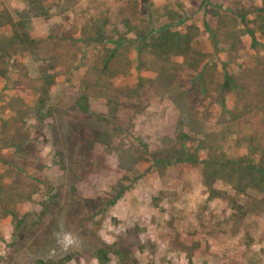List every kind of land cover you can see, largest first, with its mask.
Returning a JSON list of instances; mask_svg holds the SVG:
<instances>
[{
	"label": "rangeland",
	"instance_id": "374dc122",
	"mask_svg": "<svg viewBox=\"0 0 264 264\" xmlns=\"http://www.w3.org/2000/svg\"><path fill=\"white\" fill-rule=\"evenodd\" d=\"M263 152L264 0H0V264H264Z\"/></svg>",
	"mask_w": 264,
	"mask_h": 264
},
{
	"label": "trees",
	"instance_id": "16d2710c",
	"mask_svg": "<svg viewBox=\"0 0 264 264\" xmlns=\"http://www.w3.org/2000/svg\"><path fill=\"white\" fill-rule=\"evenodd\" d=\"M188 37V36H187ZM216 39V38H215ZM217 40H218V38H217ZM9 41H12V38L9 40ZM3 43H7V42H5V41H3ZM8 44V43H7ZM172 47V46H171ZM5 48V51L6 50H11L10 49V47H8V48H6V47H4ZM157 48L159 49V50H161V51H168V49L170 48V42L168 41H163V42H159V43H157ZM7 52V51H6ZM187 52V51H186ZM185 52V53H186ZM164 75H166V74H164ZM230 77L229 76H227L226 77V79H225V82L226 81H230V79H229ZM183 151H184V149L180 152V155H183ZM189 158H194L195 159V156H193V153L191 152L190 154H189ZM263 159H264V152H263ZM264 161V160H263ZM211 165H213V163L211 162L210 163V166ZM226 165L223 167L222 165L219 167V168H217L216 166H214V168L212 169V170H215V172H218V170H227L226 168ZM246 168H248V170L249 171H255L256 173H258L259 172V174H262V172H263V170L262 169H260L259 167H257L256 165H248V167H246ZM228 171V170H227ZM229 172V171H228ZM258 174V175H259ZM264 175V174H263ZM237 178L239 179V178H243V174H241V172L237 175ZM262 179L261 180H259V181H256V179H257V177H255V178H253V180L252 179H250V180H252V181H255V182H257L256 184H258V185H262V184H264V176L263 177H261ZM247 181V180H246ZM241 182V181H240ZM240 182H239V184H240ZM245 184H247V183H244V185Z\"/></svg>",
	"mask_w": 264,
	"mask_h": 264
}]
</instances>
